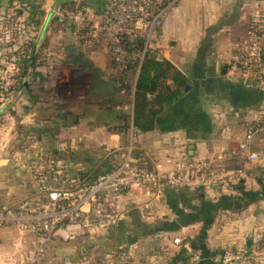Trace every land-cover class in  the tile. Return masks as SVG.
I'll list each match as a JSON object with an SVG mask.
<instances>
[{"label": "crops", "instance_id": "1", "mask_svg": "<svg viewBox=\"0 0 264 264\" xmlns=\"http://www.w3.org/2000/svg\"><path fill=\"white\" fill-rule=\"evenodd\" d=\"M194 1L199 2L202 26L175 28L172 19L188 11ZM252 1L179 0L166 12L163 49L187 83L163 102L153 127L141 132L139 146L156 158L177 156L184 150L206 156L237 148L249 136L251 149L262 160L236 157L228 167L239 170L238 180L200 191L202 201L185 190H167L143 223L137 215L142 194L125 195L126 216L105 231V237H113V248L134 246L130 264H186L194 253L199 255L197 264H218L224 247L248 248L240 264H264V243L258 241L264 233V91L239 80L228 67L234 44L247 34ZM75 3L76 11L82 9L91 19L104 6V0H0V206L37 192L29 168L34 143L50 150L70 146L62 153L54 150L62 171L95 177L91 173L95 161L74 151L89 139L87 129L90 134L100 129L104 146H120L127 138L115 130L120 129L119 114L125 104H119L120 97L103 75L89 82L94 66H107L106 49L82 43L77 30L62 22L75 17L76 11L69 14ZM181 26L179 20L176 27ZM165 81L175 87L172 77ZM67 90L73 95H67ZM107 97L113 104L100 106ZM62 111L66 114L60 115ZM44 129L56 133L44 137ZM83 130L87 132L82 135ZM222 194L228 196L217 203ZM6 236L3 232L5 241ZM92 247L80 246V251L89 253ZM90 255L80 264L93 262Z\"/></svg>", "mask_w": 264, "mask_h": 264}, {"label": "built area", "instance_id": "2", "mask_svg": "<svg viewBox=\"0 0 264 264\" xmlns=\"http://www.w3.org/2000/svg\"><path fill=\"white\" fill-rule=\"evenodd\" d=\"M179 0H104L96 18H89L82 9L75 12L74 29L85 33L102 45L111 43L118 55L133 52L140 61L148 52L158 59L162 48L161 34L166 12ZM234 44L229 60L231 72L245 75L243 81L264 91V50L260 34L247 29ZM258 74L261 75L260 78ZM128 105L130 122L125 145L110 152L116 157L111 169L97 174L91 181L68 179L46 151L37 150L29 162L37 192L13 205L0 206V228L15 227L18 234L10 249L0 244V264H50L46 249L55 239L70 240L80 235L106 231L125 218L122 206L125 195L138 191L143 198L139 207H150L165 198L167 190L186 187L209 191L238 180L239 170L228 165L238 156L258 160L250 148V138L241 140L237 148L222 149L206 156H195L186 150L174 156L152 157L139 146L140 130L133 124V95L121 90ZM148 160L151 164H147ZM264 180V174H263ZM134 246L119 245L104 251L89 264H130ZM248 248L224 247L218 264H240ZM198 253L189 258L197 264ZM54 264H77L64 257Z\"/></svg>", "mask_w": 264, "mask_h": 264}, {"label": "rangeland", "instance_id": "3", "mask_svg": "<svg viewBox=\"0 0 264 264\" xmlns=\"http://www.w3.org/2000/svg\"><path fill=\"white\" fill-rule=\"evenodd\" d=\"M259 2H260L259 0L252 1V4H254L255 6L252 8L251 14L249 15L248 19L246 20L247 21L246 22V29H253L252 26H255V27L258 26L257 29H264V1L262 4H260ZM191 3H193V2H191ZM196 4L199 5V2L194 1L193 5L190 7V9L188 11H181L179 13V16H176L175 18L172 19L174 24H175V26H174L175 28L188 30V29L196 28L195 25H198V27L202 26V22L204 21L203 16H202V12H201V10H199V8L197 7ZM259 6H260V8H259ZM175 10L178 11L177 8ZM179 20L182 21L181 28L176 27V25L178 26ZM199 30H202V29H199ZM247 34H248V31H247ZM161 38H162V45L164 46V44H165V46H166V37L163 34V29H162ZM258 40H260V38ZM231 73L235 77H237L239 80L243 81V78L245 75H242V73H240V74L236 73L235 71H233ZM261 73L264 75V68H263ZM69 94L72 96L73 92L71 90H67V95H69ZM123 105H124L123 113H125V112L128 113L129 111H128V105H127L126 101H124ZM65 117H66L68 122L71 120V117H68V116H65ZM123 122L126 125L128 124L127 116H126V118H124ZM92 130H93L92 134L89 133V132H91L89 130V128L87 129L88 132L85 130L79 131V133H82V135L84 132H87L88 134H86V136L89 135L87 137L89 139L86 141V144L82 143V144L77 145L76 146L77 148H74V151H75V153H77V151H78L79 155H81L83 157H87L88 159L95 161L96 164H99L101 161H103L104 154L110 153V150L113 148V146H109V144L105 145V146L103 145V143H106V140H104L103 134L101 133L100 129H92ZM125 133H126V131H125ZM42 134L44 137H48V136L53 137L54 136V134H53V136H51L50 133H48V132H46V133L43 132ZM126 141L127 140H125V143H126ZM26 147L29 148V144H27ZM40 147L43 148V150L45 148L44 145L40 146V145L34 143V146L31 147V150L36 152L37 150L38 151L40 150ZM59 147H60L59 149L58 148L54 149V147H53V148H51L52 150L48 149L46 151L54 152V150H56V151L62 153L63 151L70 150V146H66V147L64 146L62 148H61V146H59ZM33 151H32V153H30V161H31L32 157L34 156ZM159 204L160 203L156 202V203L152 204L150 207L138 208L139 210L137 211V215L139 217V220L142 223L144 222V220L146 221L150 216L153 215V212L156 211L157 206ZM1 206H4V205H1ZM13 228H15V227H13ZM13 228L3 227L2 230L0 229L1 230L0 234L3 235V232H5L9 238L7 241H5L4 240L5 238H3L2 235H0V239L2 237L1 244L4 247V250L10 249V246H11L12 241H13V239L11 240V238L16 233L15 229H13ZM105 233H106L105 231H98V232H94V233L83 234V235H80V236H78L74 239H70V240L55 239L54 242L50 243L46 249V254H45L46 260L50 264H54V263L58 262L60 259L68 256V257H71L72 259L78 261L80 264L82 262V260L85 261V259H88V257L85 258V256H89L91 254L90 255L91 257L89 259L92 258V260L95 261L99 258V256L105 250L113 249V244H114L113 237L108 236L109 238L108 237L106 238ZM89 245H94V247L89 249L90 250L89 253H86V252L83 253L82 251H80V246L81 247L82 246L87 247ZM100 251H102V252H100Z\"/></svg>", "mask_w": 264, "mask_h": 264}, {"label": "trees", "instance_id": "4", "mask_svg": "<svg viewBox=\"0 0 264 264\" xmlns=\"http://www.w3.org/2000/svg\"><path fill=\"white\" fill-rule=\"evenodd\" d=\"M76 7H77L76 3L72 6V8L70 7L71 10H73V11L70 10L71 11L69 12L70 15L73 16V12L76 11ZM62 22L66 23L68 29H74L75 20L73 17L72 19H69V18L64 19V21ZM257 27L252 26V28L260 34V39H261L262 47L264 50V29H257ZM77 36H78V33H77ZM95 42L102 45V43L99 41H95ZM130 53H133V52H130ZM167 76L172 77V79L174 80L176 84L175 87H171L169 84L166 83L165 78ZM258 77L259 79L263 78L261 77L260 74H258ZM186 83H187L186 78L183 77L182 73L179 70L174 69L172 63H170L167 59L163 58L161 60H156L151 57L149 58L145 57L144 61H142L139 77L136 83L133 117H132L133 124L139 128L140 132L153 127L155 118L157 116L156 114L160 112V109L162 108L160 106L162 105V103L165 102L166 100H170L172 96L177 95L179 89L183 88ZM147 93H153L154 97L152 99H149L147 97ZM117 95L120 97L121 100L123 99V97L119 93H117ZM128 114L129 113H126V112L119 114V118L121 119L122 122L118 125L120 126V129L119 130L115 129V130H117L118 132H123V133H125L126 131V134H128V128H129V122H130L129 121L130 115ZM126 116L128 118L127 125L124 124L123 122ZM44 130L42 131V133L48 132L50 133L51 136H53V134L56 133V131L51 132L49 130L50 131L49 132L46 129ZM248 137L249 136H247L246 138ZM251 143L252 142L250 139V148H252ZM122 145H125V142ZM40 150L44 152L48 149L44 148L43 150V148H41ZM46 152L48 156L54 159V161L57 163L58 160H57V156L55 155V152H51V151H46ZM115 163H116V157L113 152H110L107 154V156H105L103 161H101L99 164L96 165L95 169L92 168L91 173H94L97 175L101 172L107 171L111 169L112 167H114ZM147 164H151V162L148 160ZM262 169H264V164L262 165ZM62 173L69 180L73 179V180H79V181H91L94 179V176L80 175L79 172L78 174L75 173L74 175L67 174L64 171H62ZM173 190H178L179 192L185 190L184 193L186 194L190 193L192 196H198V198H200L201 201L203 200L202 197H200L199 195L201 191L200 189H195V188L189 189L186 187H181V188H174ZM226 196L228 195L226 194L220 195L216 202L217 203L223 202L227 198ZM203 203H206L208 207L210 205V203L206 202V200ZM258 241L260 243H264V233L260 235V238ZM186 264H191V263L187 262Z\"/></svg>", "mask_w": 264, "mask_h": 264}, {"label": "flooded vegetation", "instance_id": "5", "mask_svg": "<svg viewBox=\"0 0 264 264\" xmlns=\"http://www.w3.org/2000/svg\"><path fill=\"white\" fill-rule=\"evenodd\" d=\"M77 33H78V38L82 43H85L86 45L89 46L92 45L95 47H98L97 45H100L99 43L93 41V38L88 34H86L84 29H77ZM104 48L106 49L108 64L106 67L94 66L95 71L90 73L91 77H89L90 79L89 82L90 84H92L91 79L97 77L99 74L103 75L104 81L109 83V85L111 86L114 92L120 94L121 90H123L127 95H133V108H134L136 83L139 77L142 61H144L145 57L148 58L151 57L154 59L156 58L150 52L145 54L144 58L141 61H140V56L136 53L125 52L122 55H118L113 51V48L111 47V43L109 42L106 43ZM163 58L166 59L167 57H166V50L165 48L163 49V45H162V48L160 49V58L156 60H161ZM228 66H229V62H228ZM61 86L62 87L60 88L62 92L65 91L66 83H64ZM184 86H186V84ZM147 97L149 99H152L154 95L153 93H147ZM124 101L125 100L122 99L120 103H124ZM101 103L102 104H100V106L102 105L103 107H109L113 104V102L110 99H108V97L101 100Z\"/></svg>", "mask_w": 264, "mask_h": 264}, {"label": "water", "instance_id": "6", "mask_svg": "<svg viewBox=\"0 0 264 264\" xmlns=\"http://www.w3.org/2000/svg\"><path fill=\"white\" fill-rule=\"evenodd\" d=\"M67 112H69V111H67ZM65 114H66V112H64V111L60 112V115H65ZM189 153H192V151L190 150ZM258 160L261 161L262 158L259 157Z\"/></svg>", "mask_w": 264, "mask_h": 264}]
</instances>
